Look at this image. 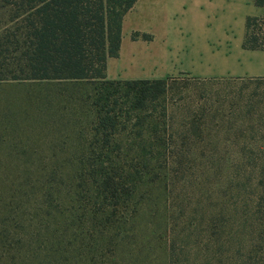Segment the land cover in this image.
Returning a JSON list of instances; mask_svg holds the SVG:
<instances>
[{
  "label": "rangeland",
  "instance_id": "374dc122",
  "mask_svg": "<svg viewBox=\"0 0 264 264\" xmlns=\"http://www.w3.org/2000/svg\"><path fill=\"white\" fill-rule=\"evenodd\" d=\"M19 4L0 0V264H264V53L242 47L264 6L216 5L172 49L211 75L144 105L103 78L14 77Z\"/></svg>",
  "mask_w": 264,
  "mask_h": 264
},
{
  "label": "trees",
  "instance_id": "16d2710c",
  "mask_svg": "<svg viewBox=\"0 0 264 264\" xmlns=\"http://www.w3.org/2000/svg\"><path fill=\"white\" fill-rule=\"evenodd\" d=\"M27 6L28 22L22 36L14 40L20 63L27 66L14 77L103 78L128 86L138 104H147L165 93L169 77L108 78L109 56H117L122 40L123 20L136 0H16ZM264 6V0H254ZM133 37L151 38L134 31ZM246 48L264 49V15L248 14L243 40ZM109 102V99H107ZM109 104V103H107ZM116 115L107 109L100 123L115 124Z\"/></svg>",
  "mask_w": 264,
  "mask_h": 264
},
{
  "label": "crops",
  "instance_id": "0c3cea01",
  "mask_svg": "<svg viewBox=\"0 0 264 264\" xmlns=\"http://www.w3.org/2000/svg\"><path fill=\"white\" fill-rule=\"evenodd\" d=\"M226 0H136L135 4L126 12L123 20L122 40L120 52L117 56H109L107 61V75L110 78H162L176 73H189L196 76L205 74L207 68L195 73V64L178 61L177 47L184 45L183 37L192 32L205 35L212 33V9L216 5L222 6ZM254 2V0H252ZM255 4V2H254ZM256 5V4H255ZM259 6V5H257ZM261 7V6H260ZM261 11L250 14H260ZM134 31L147 32L151 38L133 37ZM246 32L243 33V40ZM252 52H263L264 49L246 48ZM212 55V48H205V53ZM195 56L199 54L194 53ZM202 56L203 53L201 52ZM206 61V60H205ZM204 61V62H205ZM151 63L157 69V75L144 76V64ZM203 67V66H202ZM199 70V71H200ZM264 74V73H254ZM148 75V74H147Z\"/></svg>",
  "mask_w": 264,
  "mask_h": 264
}]
</instances>
